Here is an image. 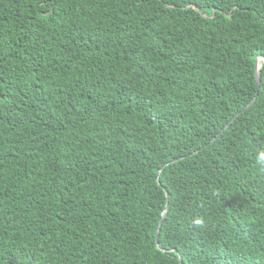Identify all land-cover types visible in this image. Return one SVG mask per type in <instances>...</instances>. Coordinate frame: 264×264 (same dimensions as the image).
I'll list each match as a JSON object with an SVG mask.
<instances>
[{
  "label": "trees",
  "instance_id": "1",
  "mask_svg": "<svg viewBox=\"0 0 264 264\" xmlns=\"http://www.w3.org/2000/svg\"><path fill=\"white\" fill-rule=\"evenodd\" d=\"M262 57L264 0H0V264H264Z\"/></svg>",
  "mask_w": 264,
  "mask_h": 264
},
{
  "label": "water",
  "instance_id": "2",
  "mask_svg": "<svg viewBox=\"0 0 264 264\" xmlns=\"http://www.w3.org/2000/svg\"><path fill=\"white\" fill-rule=\"evenodd\" d=\"M261 60L264 62V58L262 57L261 58ZM258 62H259V60L257 59L256 60V71H255V84H256V89L258 90L259 89V83H260V77H259V67L260 66H258ZM256 95H257V92H256ZM254 101H255V98L253 99V100H251L240 112H239V114H241V113H243L248 107H250L253 103H254ZM238 114V115H239ZM235 119V118H234ZM234 119H232L225 127H224V129L217 135V137L216 138H218L222 133H223V131L224 130H226L227 128H228V126H229V124H231L233 121H234ZM215 138V139H216ZM213 141H211V143H212ZM182 158H179V159H176V160H173V161H171L169 164H171V163H175V162H177V161H180ZM169 164H166V165H169ZM165 165V166H166ZM165 166H163V167H161V169L160 170H162ZM159 173H160V171L158 172V176H159ZM158 176H157V182H158V185H160V183H159V178H158ZM166 196H167V194H166ZM163 220H164V214L162 215V218H161V220H160V223H159V226H158V228H157V231H156V235H155V239H156V246L158 247V237H159V232H160V227H161V225H162V222H163ZM179 262H180V264H183L182 263V261H181V259L179 258Z\"/></svg>",
  "mask_w": 264,
  "mask_h": 264
},
{
  "label": "bare ground",
  "instance_id": "3",
  "mask_svg": "<svg viewBox=\"0 0 264 264\" xmlns=\"http://www.w3.org/2000/svg\"><path fill=\"white\" fill-rule=\"evenodd\" d=\"M258 66H260V63L258 62Z\"/></svg>",
  "mask_w": 264,
  "mask_h": 264
}]
</instances>
